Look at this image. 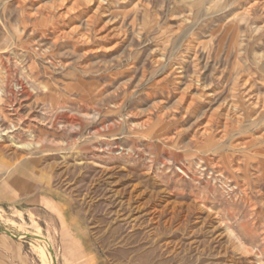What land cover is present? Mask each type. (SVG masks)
Returning <instances> with one entry per match:
<instances>
[{"label":"rangeland","instance_id":"374dc122","mask_svg":"<svg viewBox=\"0 0 264 264\" xmlns=\"http://www.w3.org/2000/svg\"><path fill=\"white\" fill-rule=\"evenodd\" d=\"M0 264H264V0H0Z\"/></svg>","mask_w":264,"mask_h":264},{"label":"bare ground","instance_id":"6f19581e","mask_svg":"<svg viewBox=\"0 0 264 264\" xmlns=\"http://www.w3.org/2000/svg\"><path fill=\"white\" fill-rule=\"evenodd\" d=\"M101 1H102V0H101ZM204 131H205V130H204ZM100 149H101V148H100ZM38 233H39V232H38ZM38 233H37V234H34V236L37 237V238L43 239V236L41 235V233H40V234H38ZM31 234H32V233H31ZM26 235H29V234H28V233H24V235H22V236H26ZM37 238H35V239H37ZM47 241H48V244H47V243H46V244H47L48 246L51 247L52 244H51L50 240L47 239ZM50 255H51V254H50ZM52 262H53V261H52Z\"/></svg>","mask_w":264,"mask_h":264},{"label":"water","instance_id":"95a60500","mask_svg":"<svg viewBox=\"0 0 264 264\" xmlns=\"http://www.w3.org/2000/svg\"><path fill=\"white\" fill-rule=\"evenodd\" d=\"M8 235H10L11 237H16L14 234H10V233H8ZM26 237L36 238V237H34L32 234L26 235ZM37 239H38V238H37ZM38 240H41V239H38Z\"/></svg>","mask_w":264,"mask_h":264}]
</instances>
